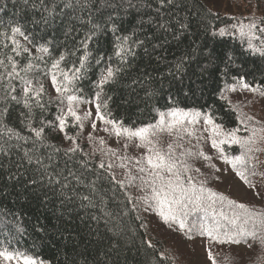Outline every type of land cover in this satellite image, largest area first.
<instances>
[{
	"label": "trees",
	"instance_id": "obj_1",
	"mask_svg": "<svg viewBox=\"0 0 264 264\" xmlns=\"http://www.w3.org/2000/svg\"><path fill=\"white\" fill-rule=\"evenodd\" d=\"M55 2L63 6V0H55ZM116 2L119 3V0ZM128 2L143 4L144 0H128ZM34 4L38 5L39 0H0V22L5 25L22 26L27 33L35 35L39 43L51 40L53 58H56L60 51L72 49L75 42L81 40L91 27L87 23L82 25L74 18L72 24H69L67 18H64V23H60V16H57L55 22L50 19L45 25L42 19L45 13L39 7H33ZM155 8L156 5L153 4L152 9H139L138 15L137 9L125 7L116 13L105 12L103 17L97 16L93 19V23L103 26L108 15L113 16V23L107 25L109 33L107 39L103 32L98 34L101 50L110 51L108 42L113 39L111 34L113 24L118 29L115 35H132L135 30V38L145 41L143 47L134 48L136 57L130 60L125 72L115 83L104 88L106 93L104 99L108 100V97H111L107 108L111 118L122 121L125 127H140L155 123L159 118L158 111H165L175 105L185 110H211L216 123L222 124L226 130L239 127L241 131L238 135L241 136L249 133L244 131L245 126L239 123L237 116L241 119L246 116L254 117V121L248 123L249 128H260L264 125V96L242 89L238 83L235 92L221 91L225 84L235 83L233 77L241 75L252 87L258 85L264 87V56L249 50L247 40L241 39L238 33L232 34L231 30L223 37L211 34L216 29L234 23L231 17L255 15L257 18H264V0H183V5L179 9H162L166 12L163 21L155 15ZM76 15L83 17L85 21L88 19L87 13ZM150 18L151 23L148 22ZM164 21L168 22L170 31L158 27L159 23ZM180 23H187L190 28L183 39L178 41L173 38V33L179 29ZM70 29L72 31L68 35ZM40 37L43 39H39ZM252 42L264 47L260 40ZM189 46L192 48L204 46L212 49L216 54L224 57V62L219 63L218 67L216 63L208 65V71L202 76L198 74V70L197 75L189 72L191 79L185 76L181 83L169 74V69L174 66L178 57L189 49ZM96 47L95 43L90 45L93 58L89 61L84 79L77 84V87L83 89L86 101L79 106L78 111L91 110L92 119H95V105L87 101H91L94 96L96 90L92 82L97 79L100 71L95 67V56L99 55L95 51ZM39 55L41 54L33 49V56ZM228 57L231 58L230 62ZM18 59L23 66L30 58L24 56ZM74 59L69 56L66 63L61 64V70L72 68ZM33 63L40 65L35 72L44 82L46 94L43 101L47 104L49 96L56 97L57 93L51 85L50 77L42 74L44 63L36 60H33ZM48 63L50 65L51 61L49 60ZM76 63L78 66V60ZM226 64L227 76L224 75ZM134 81L136 83H133ZM225 96L227 99H222ZM5 106L10 109L6 122L20 129V113L26 110L22 105H16L14 102L8 105L0 103V108ZM58 107V104L48 105L45 118L53 120L58 114ZM34 111L36 113L34 124L39 127L40 111L39 109ZM201 126L202 121L201 125L196 127ZM88 127L89 123L85 122L83 131L78 127H69L66 132L68 135H79L78 143L83 153L90 155V167H95L103 153L94 151L85 140ZM23 134L28 133L24 131ZM45 135L52 144L62 148L70 146V142L64 139L63 133L49 128L46 129ZM158 135L162 136L160 142L164 146L175 139V133L171 136L166 132ZM258 136H264V132L258 133ZM128 142L130 145L140 143L139 140ZM176 142L183 143L184 148H190L193 152L203 148L205 154L212 157L210 160L195 156L187 158L191 166L187 175L192 176L195 182L198 184L202 182L207 188L222 193L231 200L264 211V176L259 175L264 172V140L257 139L254 147H259L261 151L252 153L254 157L252 164L255 165L258 173L249 177L254 187L245 184L231 165L219 159V154L211 147L210 141L205 143L201 140L197 145L196 138L193 137L191 143L187 138L182 142ZM27 146L31 147V144ZM222 147L230 156L239 155L242 151L238 145H222ZM101 148L105 151L109 149L107 146ZM140 150L142 153L145 151L143 148ZM181 150L177 149V152ZM83 153L77 154L75 164H69V167L79 168V160ZM43 154L47 155V150H44ZM127 157L140 156L128 149ZM83 158L89 159L88 156ZM103 158L105 161L108 160L107 156ZM12 159L15 161L16 157L13 156ZM65 159L63 153L55 157L59 167L64 166ZM4 164L5 167L0 169V247H7L10 251L26 253L48 264H149V261L151 264H198L199 253L193 248L198 243L205 251L209 264H212L208 258L209 251L216 258L217 264H264V246L253 242L251 238L242 240L239 244L219 243L196 232H182L177 225L165 223L155 211H144L143 204L134 209L133 204L127 202L121 190L114 191L107 181L97 180L94 172H85L83 179L85 183L97 182L100 190L99 196L94 198L97 206L81 208L79 200L62 203V198L55 197L51 193L48 194L49 199L45 200L44 190L33 188L27 183L31 173L16 175L17 169L14 164L9 165L7 159ZM197 168L199 172L195 171ZM19 171L23 173L24 169L21 168ZM115 172L118 178L124 179L123 169L116 168ZM80 191L86 192V189L81 188ZM128 191L133 196L141 195L133 187H129ZM257 192L260 195H257ZM100 197H103V203ZM217 207L219 208V204ZM101 209L110 213L118 222V234L109 231L112 224L105 225L103 219L99 222L91 220L93 215H103ZM201 215L203 213H194L189 217V221ZM146 242H150L154 247L149 248ZM161 254L166 259H161Z\"/></svg>",
	"mask_w": 264,
	"mask_h": 264
},
{
	"label": "snow or ice",
	"instance_id": "obj_2",
	"mask_svg": "<svg viewBox=\"0 0 264 264\" xmlns=\"http://www.w3.org/2000/svg\"><path fill=\"white\" fill-rule=\"evenodd\" d=\"M153 4L156 5L155 15L163 21L166 12L162 9H179L183 5V0H144L143 4H134L128 0H119V3L116 0H63L62 7L55 0H39V4H34L33 7H39L45 13L42 17L45 25L50 19L55 22L57 16L61 17L60 23H64V18H67L69 24H72L74 18L82 25L84 23L91 25L89 31L81 40L75 42L72 49L60 51L56 58L52 57L51 40L39 43L37 37L32 33H27L22 26L5 25L0 22V29H4L0 31V103L8 105L14 102L16 105H22L26 110L20 113L21 128L17 129L6 122L10 109L7 106L0 108V169L5 167L4 161L7 159L9 165L14 164L16 167V175L31 173L27 183L33 188L38 187L44 190L45 200L49 199L48 194L51 193L55 197L62 198V203L79 200L81 208H96L97 206L94 199L99 196L100 192L97 182L85 183L83 179L85 172H94L97 180L107 181L114 191L121 190L127 202L133 204L134 209L143 204L144 211H155L165 223L177 225L182 232H196L219 243L239 244L242 240L246 241L251 238L253 242L264 246V211L231 200L224 194L207 188L202 182L199 184L195 182L192 176L187 175L191 170L187 158L195 156L210 160L212 157L206 155L203 148L193 152L190 148H184L183 143L176 142H182L187 138L191 143L193 137L196 138L197 145L201 140L205 143L210 141L211 147L218 152L219 159L231 165L236 175L245 184L254 187L249 177L256 176L258 173L255 165L252 164L254 159L252 153L261 151L254 145L257 139L264 140V136H258V133L264 132V125L260 128H249L248 123L254 121L255 118L246 116L241 119L237 116L239 123L245 126L244 131L249 133L241 136L238 135L241 131L239 127L226 130L222 124L216 123L211 110H185L174 105L165 111H158L159 118L155 123L130 128L125 127L122 121L112 119L111 113L107 112L108 100H111V97H108V100L104 99L105 86L118 80L125 72L130 60L135 59L134 48L143 47L145 41L135 38V30L132 35H115L118 29L113 24L111 29L113 39L108 42L110 51L101 50L98 34L103 32L107 39L109 34L107 25L113 23V16L109 14L103 26L93 23V19L97 16L103 17L105 12L116 13L125 7L137 9L139 15V9H152ZM77 13H87L88 19L85 21L83 17L77 16ZM231 19L235 22L227 27L214 30L211 33L212 36L223 37L231 30L232 34L238 33L241 39L247 40L249 50L264 56V47L252 42L260 40L261 45H264V39H261L264 37V18L252 15L231 17ZM148 22L151 23L152 19L150 18ZM158 27L164 31L171 30L167 21L159 23ZM189 28V24L180 23L179 29L173 33V38L178 41L182 40L189 32ZM71 31L72 29L69 30L68 35ZM92 43L97 45L95 51L99 55L95 56V67L100 71L97 79L92 82L96 90L94 96L91 101L87 102L95 105V119H92L91 110L78 111L79 106L86 101L83 89L77 87V84L84 79L89 61L93 58V52L90 50ZM33 49L41 55L33 56ZM81 52L83 54L79 55ZM24 56L30 59L21 66L18 58ZM69 56L75 58L72 68L61 70V64L66 63ZM228 59L230 62L231 58L228 57ZM33 60L44 63L45 68L42 74L50 77L51 85L57 93L56 97L49 96L47 104L43 101L46 94L44 82L35 72L40 65L34 64ZM221 62H224V57L216 54L214 50L204 46L196 48L189 46V49L178 57L174 66L169 69V74L183 83L185 76H189V72L197 75L198 70V74L202 76L208 71V65L216 63L218 67ZM227 68L226 64L225 76H227ZM232 79L235 83L225 84L224 89H221L222 92L225 90L235 92L238 83L240 88L264 96V87L259 85L252 87L246 82L244 76ZM222 99H227V97H222ZM51 104L59 105L58 114L53 120H48L44 114L48 110V105ZM34 109L40 111L39 127L34 124L36 116ZM201 121L202 126L197 128V125H201ZM85 122L89 123L94 131L97 130V123L102 122L105 125L103 128L105 132L124 137L128 141L139 140L140 143L136 144V147L145 149L144 153L140 157L130 158L121 156L110 148L106 151L103 148H97L94 151H101L103 155L95 167H90L91 157L88 153H83L78 143L79 135H68L66 132L69 127H78L83 131ZM49 128L63 133L64 139L70 142V146L62 148L50 143L45 135L46 129ZM24 131L28 134H23ZM165 132L170 136L175 133L174 141L168 143L166 148L161 146L158 135ZM202 133L208 135L205 136ZM92 139V133H89L88 140L92 141ZM29 143L31 147L27 146ZM99 144L103 146L105 141L101 138ZM222 145H238L242 151L239 155L230 156L225 153ZM127 147L128 144H125L124 148L127 149ZM177 149L182 150L177 152ZM44 150H47V155L43 154ZM60 153H63L66 158L63 167H59L55 161V157ZM81 153L89 159H84L82 156L79 160V168L69 167V164H75L77 154ZM13 156L16 157L15 161L12 159ZM104 156L108 157L107 161L103 158ZM21 168L24 169L23 173L19 171ZM116 168L124 170V179L118 178ZM195 171L199 172V168ZM259 175L264 176V172ZM129 187L135 188L141 195L133 196L128 191ZM81 188L86 189V192L80 191ZM257 195L260 193L257 192ZM100 200L103 203V197H100ZM101 211L102 216L93 215L91 220L99 222L103 219L105 225L112 224L109 231L118 234V222L110 213L103 209ZM194 213H203V215L189 221V217ZM146 243L149 248L154 247L150 242ZM251 246L250 244L249 247ZM208 258L212 264H217L211 251L208 252ZM161 259H166V257L161 254ZM0 264H45V262L26 253L0 247ZM149 264H151L150 261Z\"/></svg>",
	"mask_w": 264,
	"mask_h": 264
},
{
	"label": "rangeland",
	"instance_id": "obj_3",
	"mask_svg": "<svg viewBox=\"0 0 264 264\" xmlns=\"http://www.w3.org/2000/svg\"><path fill=\"white\" fill-rule=\"evenodd\" d=\"M104 127L105 125L102 122H98L97 130L94 131L91 128V125L89 124V127L86 131V135L84 138L93 150L102 147L99 144V139L102 138L105 141V144L103 146H107L108 148L115 150L121 156H127L128 149H131L133 152L137 153L138 156L142 155L140 148L132 147L136 145H130L128 140L124 139V137H117V136L114 137L113 134L103 131ZM89 133H92V137H93L92 141L88 140ZM161 135H159V138L162 137ZM125 144H128L127 149L124 148ZM161 146L166 148V146L164 145H161ZM193 248L199 253L198 254V264H209L206 259L205 251L203 250V248L201 249L198 243ZM45 264H48V263L45 262Z\"/></svg>",
	"mask_w": 264,
	"mask_h": 264
}]
</instances>
